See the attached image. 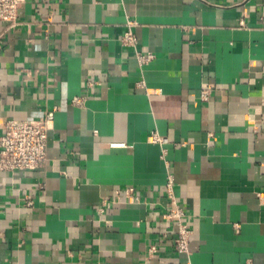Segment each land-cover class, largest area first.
Here are the masks:
<instances>
[{
  "label": "crops",
  "instance_id": "obj_1",
  "mask_svg": "<svg viewBox=\"0 0 264 264\" xmlns=\"http://www.w3.org/2000/svg\"><path fill=\"white\" fill-rule=\"evenodd\" d=\"M18 23L0 22V136L57 111L47 161L0 172V264H264V0H26Z\"/></svg>",
  "mask_w": 264,
  "mask_h": 264
},
{
  "label": "built area",
  "instance_id": "obj_2",
  "mask_svg": "<svg viewBox=\"0 0 264 264\" xmlns=\"http://www.w3.org/2000/svg\"><path fill=\"white\" fill-rule=\"evenodd\" d=\"M25 2L26 0H0V22L6 23L9 27L18 26L20 10ZM127 25L128 30L122 36L121 42L124 46L136 49L138 38L132 29L135 27V22L129 20ZM137 57L143 64L154 58L151 53L140 54L139 52H137ZM210 95V88L202 89L201 99L203 101H207ZM73 103L81 106L84 104V98L76 97ZM56 111L57 108H53L38 120H10L3 123L4 133L0 136V172L34 171L47 161L48 137L54 129ZM150 140L161 145L167 143L166 139L160 138L155 133L152 134ZM174 184L173 177L169 176L166 185L169 206L162 218L175 225V249L178 254L189 256L192 230L186 220L185 210L174 194ZM123 193L128 199L138 200L133 195V188H128ZM117 194L120 195L121 192ZM236 228L238 230V226ZM155 251V247H152L151 252Z\"/></svg>",
  "mask_w": 264,
  "mask_h": 264
}]
</instances>
